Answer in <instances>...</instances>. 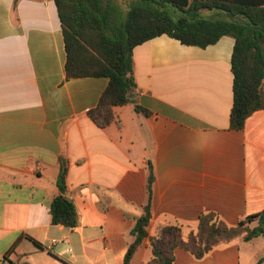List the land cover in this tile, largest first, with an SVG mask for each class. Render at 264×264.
Segmentation results:
<instances>
[{"label": "crops", "instance_id": "1", "mask_svg": "<svg viewBox=\"0 0 264 264\" xmlns=\"http://www.w3.org/2000/svg\"><path fill=\"white\" fill-rule=\"evenodd\" d=\"M234 46L232 36L202 48L166 34L136 46L137 88L114 108L121 125L100 128L88 112L109 78H67L55 2L0 0V264L13 248L19 264H123L148 201L150 166L149 237L171 224L187 238L204 213L236 226L263 212L264 109L243 129L231 127ZM61 157L75 228L54 225L50 213ZM149 237L132 264L152 259ZM174 255V264H264V235L202 259L182 247Z\"/></svg>", "mask_w": 264, "mask_h": 264}, {"label": "trees", "instance_id": "2", "mask_svg": "<svg viewBox=\"0 0 264 264\" xmlns=\"http://www.w3.org/2000/svg\"><path fill=\"white\" fill-rule=\"evenodd\" d=\"M60 17L67 51V78L106 77L109 85L99 104L88 112L100 128L117 121L114 108L127 104L135 92L133 50L160 35H168L184 45L205 48L222 36H232L234 103L230 116L233 129H243L246 119L264 109V0H134L126 13L125 24L117 17V0H53ZM18 0H15L17 4ZM218 11L206 18L204 11ZM179 12V14H178ZM136 111L150 112L136 106ZM69 160L60 158L57 185L60 194L51 203L54 225L75 228L79 215L68 198ZM153 169L148 177V201L144 214L136 221L123 264H132L138 248L149 237L152 219ZM258 218V225L248 226ZM197 233L185 238L181 225H162L149 237L152 259L145 264H174L175 249L182 247L197 259L245 233L244 239L264 235V211L230 226L215 213H204ZM14 248L4 256V263L19 264L10 259ZM26 264V263H23Z\"/></svg>", "mask_w": 264, "mask_h": 264}, {"label": "rangeland", "instance_id": "3", "mask_svg": "<svg viewBox=\"0 0 264 264\" xmlns=\"http://www.w3.org/2000/svg\"><path fill=\"white\" fill-rule=\"evenodd\" d=\"M117 2H118V7H117V17H118V20L120 21V23L121 24H125V19H126V13H127V11L129 10V8H130V6H131V4L133 3V2H135L134 0H117ZM178 14H179V12H178ZM203 16L204 17H206V18H209V17H212V16H214L213 14L214 13H212L211 11L210 12H208V11H204L203 13ZM250 224V223H249ZM249 224H248V226H249ZM250 227V226H249ZM197 226L196 227H194L193 229H191V232H190V235H192V234H196L197 233ZM244 236H245V233L244 234H242V235H240L239 237H237V238H244ZM237 238H233V239H231V240H228V241H223V243H226V242H230V241H232V240H234V239H237Z\"/></svg>", "mask_w": 264, "mask_h": 264}, {"label": "built area", "instance_id": "4", "mask_svg": "<svg viewBox=\"0 0 264 264\" xmlns=\"http://www.w3.org/2000/svg\"><path fill=\"white\" fill-rule=\"evenodd\" d=\"M55 242V241H54Z\"/></svg>", "mask_w": 264, "mask_h": 264}]
</instances>
